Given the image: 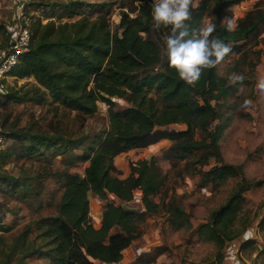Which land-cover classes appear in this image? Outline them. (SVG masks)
I'll return each mask as SVG.
<instances>
[{
  "label": "trees",
  "instance_id": "16d2710c",
  "mask_svg": "<svg viewBox=\"0 0 264 264\" xmlns=\"http://www.w3.org/2000/svg\"><path fill=\"white\" fill-rule=\"evenodd\" d=\"M245 1H192L191 18L186 22L190 30L197 28L202 19L210 20L216 24L211 35L230 46V52L216 65L203 69L192 84L182 81L167 64L163 36L169 29L152 27V0H120V23L115 28L103 14L113 3L94 5L69 0L51 4L48 7L53 9L62 5L69 19L82 15L88 7L98 6L100 12L95 19L81 17L75 22L44 24L29 15L30 6H22L24 0L19 1L29 17L32 36L9 76L18 80L33 78L39 86L32 90L38 105L46 102L48 95L52 103L91 117L99 111V104H104L108 107L109 126L88 141L84 137L69 138L63 127L38 132L29 128L16 130L7 126V120L0 125V133L6 140L28 142L23 157L43 155V149H56L73 152L72 164L84 165L79 168L80 174L63 172V189L55 214L40 217L21 233L12 234L14 228L3 224L6 215L14 211L0 207V264H28L32 259H37L39 264H119L133 243L142 238L148 215L163 213L175 230L191 231L192 216L181 197L162 196L172 175L164 172L160 166L162 160L172 162L179 181L184 176L199 175L202 187L212 184L217 188L241 179L226 202L211 211L209 222L197 232L202 242L215 244L218 250L215 260L204 264H224L228 246L242 239H246L241 246L243 251L253 249L246 235L254 228V219L246 218L245 225L239 229L237 224L248 214L244 195L256 184L245 178L243 165L225 161L220 145L239 105L229 102L249 81L242 78L230 84L234 74H243L237 66L239 61L228 66L222 75L218 66L230 54L242 51L237 44L258 38L264 25V2H259L237 20L232 31L226 29L227 20L233 17L232 8ZM17 23L14 17L8 27L7 43L0 45V50L8 52L14 44ZM6 99L18 103L24 97L11 90ZM124 103L126 106H120ZM198 134L200 139H196ZM163 141L172 145L162 156L131 162L129 175L119 176L115 166L118 156L147 150ZM76 150L81 153H74ZM9 158L4 153L0 156V169L9 163ZM212 160L220 166L204 171ZM182 163L183 167L179 168ZM22 177L25 181L14 177L1 180L7 185L4 195L16 194L21 188L32 196L36 191L32 189L35 179L29 174ZM137 193L141 194L142 209H128ZM92 196L101 200L112 196L122 203L108 204L97 227L90 215Z\"/></svg>",
  "mask_w": 264,
  "mask_h": 264
},
{
  "label": "rangeland",
  "instance_id": "374dc122",
  "mask_svg": "<svg viewBox=\"0 0 264 264\" xmlns=\"http://www.w3.org/2000/svg\"><path fill=\"white\" fill-rule=\"evenodd\" d=\"M19 1L21 0H0V45L2 46L7 43L8 27L11 25L12 19L19 16L20 13L22 14V6H30L29 15L34 16L37 20H42L44 24L49 21L56 23L75 22L81 17L95 19L100 12L98 6L88 7L83 10L82 15L69 19L65 15V9L62 5L54 9L48 7L51 4H64L69 0H24L21 7ZM83 1L94 5L104 2L113 3L108 10L103 11V14L107 15L113 28L120 23V0ZM259 2H264V0H246L232 8L233 17L231 21L234 28L237 20L253 10ZM195 3L193 5H197ZM52 16L54 18H51ZM237 45L241 46L242 51L227 56L219 64L218 72L221 75L224 74L228 66L239 61L237 66L239 65L243 74H234L230 84L242 78H246L249 84L241 86L234 95V99L229 102V104L238 103L239 105L238 109L233 112L234 116L220 145L225 161L233 165H243L245 178L256 184L244 195L246 199L245 211L248 214L241 218L237 224L239 229L245 225L246 218L254 219L252 224L254 228L248 231L246 236L256 249L249 248L247 251H243L241 262L242 264H264V253H261L264 248V227H260L262 220H264V25L261 26V33L258 38L243 41ZM4 50H0V59L10 49L8 52ZM258 51H261L262 54L260 56L254 55L253 52ZM6 83V92L0 93V125L4 120H7V126L14 127L16 130L29 128L38 132L47 131L55 126L63 127L69 138L84 137L88 141H92L101 135L109 126L108 107L104 104H99V111L95 115L83 117L52 103V98L48 95L46 102L36 104L32 90L39 86L33 78L18 80L9 76ZM11 90L24 97L23 101L18 103L7 102L6 95ZM235 98L237 99L235 100ZM213 104L216 105L215 102ZM120 106L124 107L126 104ZM171 128L185 129L184 126H172ZM0 132L2 133L1 130ZM1 133L0 156L4 153L10 158L9 163L0 169V207L2 210L14 211V214L6 215L3 224L12 226L14 228L12 234H18L40 217H49L55 214L63 189V172L80 174L79 168H83L84 165L72 164L73 152L57 151L56 149L49 151L43 149V155L31 156V158L23 157L24 146L28 142L19 143L6 140ZM196 139H200L199 134ZM171 145L172 142L163 141L147 150H138L118 156L115 159V166L119 170V176L126 178L129 175L131 162L135 163L150 156L160 157ZM74 153H81V151L76 150ZM160 166L165 173H172L162 196L167 194L169 197L176 194L181 197L185 209L191 213L193 229L191 231L186 229L175 230L169 225L168 217H164L163 213L159 216L148 215L147 224L143 227L142 238L133 243L119 264H204L214 261L218 251L216 245L202 242L197 232L201 226L209 222L211 211L221 207L226 202L234 186L241 179L231 180L217 188H214L212 184L202 187L199 175L184 176L182 181H179L175 178L172 162L162 160ZM218 166L220 165L212 160L211 164L203 170L209 171ZM182 167L183 163L179 165V168ZM25 174H29L31 178L35 179L32 187V189H36L35 193L28 196L20 188L16 194L4 195L7 185L1 183V180L6 178L12 180L14 177L25 181L22 177ZM39 175L44 180H41ZM111 203L122 205L112 196L105 200L95 196L91 197L90 215L96 227L101 223V216L106 206ZM129 205L142 209L141 194L137 193L135 200ZM253 253H256V256ZM228 262L232 263L230 260ZM39 263L37 259L28 262V264Z\"/></svg>",
  "mask_w": 264,
  "mask_h": 264
},
{
  "label": "clouds",
  "instance_id": "9594fccd",
  "mask_svg": "<svg viewBox=\"0 0 264 264\" xmlns=\"http://www.w3.org/2000/svg\"><path fill=\"white\" fill-rule=\"evenodd\" d=\"M191 4L192 0H152L150 13L154 29H169L163 36L167 64L188 84L195 83L203 69L216 65L230 52L224 40L211 35L216 24L210 20L202 19L197 28L190 30L186 22L191 18ZM226 29H234L231 19Z\"/></svg>",
  "mask_w": 264,
  "mask_h": 264
},
{
  "label": "built area",
  "instance_id": "2783aa9c",
  "mask_svg": "<svg viewBox=\"0 0 264 264\" xmlns=\"http://www.w3.org/2000/svg\"><path fill=\"white\" fill-rule=\"evenodd\" d=\"M194 2H200V0H192ZM22 14L16 16L18 23L15 26V41L9 52L2 56L0 59V93L6 92V80L9 77L10 72L16 67L20 62L22 54L25 52L31 40V24L29 17L25 14L24 10L21 9ZM2 143V138L0 136V144ZM246 239H242L237 242H233L227 248V259L232 261V263L227 264H242L243 260V249L242 245ZM239 246V248H238ZM238 248V250H237ZM235 251V252H234ZM237 251V252H236Z\"/></svg>",
  "mask_w": 264,
  "mask_h": 264
},
{
  "label": "crops",
  "instance_id": "0c3cea01",
  "mask_svg": "<svg viewBox=\"0 0 264 264\" xmlns=\"http://www.w3.org/2000/svg\"><path fill=\"white\" fill-rule=\"evenodd\" d=\"M167 142H169V141H167ZM138 151V150H137ZM252 247H253V249H256V247H255V245L253 244L252 245ZM254 254V256H256V253H253Z\"/></svg>",
  "mask_w": 264,
  "mask_h": 264
},
{
  "label": "water",
  "instance_id": "95a60500",
  "mask_svg": "<svg viewBox=\"0 0 264 264\" xmlns=\"http://www.w3.org/2000/svg\"><path fill=\"white\" fill-rule=\"evenodd\" d=\"M128 209H134V208H131V207H127Z\"/></svg>",
  "mask_w": 264,
  "mask_h": 264
}]
</instances>
